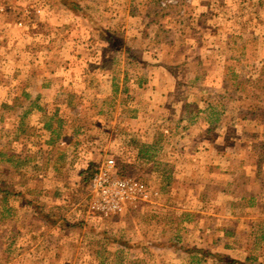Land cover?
Returning a JSON list of instances; mask_svg holds the SVG:
<instances>
[{
	"label": "rangeland",
	"instance_id": "rangeland-1",
	"mask_svg": "<svg viewBox=\"0 0 264 264\" xmlns=\"http://www.w3.org/2000/svg\"><path fill=\"white\" fill-rule=\"evenodd\" d=\"M0 190V264H264V0H0Z\"/></svg>",
	"mask_w": 264,
	"mask_h": 264
},
{
	"label": "built area",
	"instance_id": "built-area-1",
	"mask_svg": "<svg viewBox=\"0 0 264 264\" xmlns=\"http://www.w3.org/2000/svg\"><path fill=\"white\" fill-rule=\"evenodd\" d=\"M115 168V159L105 158L92 182L97 210L105 215L121 211L127 203L149 199L142 185L119 178L115 174ZM135 213L132 210V214Z\"/></svg>",
	"mask_w": 264,
	"mask_h": 264
},
{
	"label": "trees",
	"instance_id": "trees-1",
	"mask_svg": "<svg viewBox=\"0 0 264 264\" xmlns=\"http://www.w3.org/2000/svg\"><path fill=\"white\" fill-rule=\"evenodd\" d=\"M41 97L38 96L37 100H40ZM39 111H41L44 115V119L46 120L44 122L43 120V125H44V130L46 132H48L51 135V140L49 142L50 145H56L57 143H59L62 140V121H60L59 123H57V126H54L53 123V119L52 118H48L46 117V113L44 112V110H42L41 108H37ZM220 119L217 118L215 120V122H219ZM150 149H154V148H149L147 146H141L139 148V155H138V162H142L144 165H148L149 163H151L153 161V156L150 154ZM9 163H11V166H15V163H18V161L15 158L10 159ZM0 195H3L5 198H3V203L7 204L8 202V197L12 196L13 194H11L8 191H3L0 190ZM14 196V195H13ZM17 196V195H15ZM104 264V263H103Z\"/></svg>",
	"mask_w": 264,
	"mask_h": 264
},
{
	"label": "crops",
	"instance_id": "crops-1",
	"mask_svg": "<svg viewBox=\"0 0 264 264\" xmlns=\"http://www.w3.org/2000/svg\"><path fill=\"white\" fill-rule=\"evenodd\" d=\"M259 194L257 193V195L255 196L256 198L255 199H258L259 198V196H258Z\"/></svg>",
	"mask_w": 264,
	"mask_h": 264
}]
</instances>
